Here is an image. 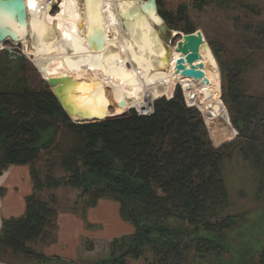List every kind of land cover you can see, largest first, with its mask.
<instances>
[{"label": "trees", "instance_id": "obj_1", "mask_svg": "<svg viewBox=\"0 0 264 264\" xmlns=\"http://www.w3.org/2000/svg\"><path fill=\"white\" fill-rule=\"evenodd\" d=\"M220 1L233 2L194 0L192 8ZM157 4L171 30L197 31L185 3L176 12L164 9V0ZM243 8L261 14L255 5ZM243 32L252 36L259 51L264 49V23L245 25ZM209 45L222 70L223 102L219 98L200 105L192 87L207 104L218 97L217 84L206 86L175 69L167 95L176 84L186 82L180 84L188 103L178 85L171 99L154 102L150 116L131 109L89 124L73 123L46 81L41 91L29 86L20 62L24 56L0 51V176L11 166H27L34 184L25 214L3 223L0 255L10 252L46 261L31 246L55 241L57 193L67 188L80 192L84 220L100 200L109 199L119 204L121 219L134 228L131 235L113 239L110 256L98 264H128L129 259L142 258L149 259L145 264H264V210L224 215L230 195L223 172L225 152L235 147L254 170L255 195L264 192V97L246 95L239 85L244 65L224 67L219 48L214 42ZM224 105L239 136L216 148L213 142L218 146L225 139L220 136L227 141L233 134L223 118ZM55 167L64 174H54ZM43 190L56 194L47 202L41 199ZM232 234H239L242 241H229Z\"/></svg>", "mask_w": 264, "mask_h": 264}, {"label": "bare ground", "instance_id": "obj_2", "mask_svg": "<svg viewBox=\"0 0 264 264\" xmlns=\"http://www.w3.org/2000/svg\"><path fill=\"white\" fill-rule=\"evenodd\" d=\"M25 3L31 55L45 78L71 76L110 88L111 100L117 103L115 114L136 106L141 98L147 104L134 108L144 110L156 97L170 92L178 54L175 57L145 14L133 12L136 0H88L83 9L77 0H61L56 17L49 12L50 0ZM118 18L124 29L118 27ZM99 29L103 49L95 52ZM57 50L64 55L55 58ZM126 61L133 66L130 73ZM122 100L125 107L119 106Z\"/></svg>", "mask_w": 264, "mask_h": 264}, {"label": "rangeland", "instance_id": "obj_3", "mask_svg": "<svg viewBox=\"0 0 264 264\" xmlns=\"http://www.w3.org/2000/svg\"><path fill=\"white\" fill-rule=\"evenodd\" d=\"M77 1L79 2L81 9H83L84 0H77ZM193 2L194 0H164V9L176 12L177 7L185 3L188 6L187 14L192 20V22L195 24V26L197 27V31L202 32L207 43L210 44V42H214L216 46L219 48L220 53L223 54L221 58H222L224 67L227 68L228 63H230L231 65H234L237 62L244 65V73L240 77V82H239V85L241 86L244 93L249 96L264 97V49L262 51H259L256 48V44L251 43L250 41L252 39V36L245 35V33L243 32V26L245 25L255 27L260 23H264V0H233V2H229L227 4L224 3L225 1H220L221 3H215L210 6H206L203 9L192 8ZM244 4L245 5L246 4L255 5L256 7L261 9V14L257 15L252 12H249L248 10L243 8ZM59 9L60 7L53 9L52 12H50V14H52L53 17H56L57 14L59 13ZM118 19H119V22L117 23L119 25L118 27L124 29L122 24L120 23L122 19L121 18H118ZM155 29L159 32L158 28H155ZM173 31H176V30H173ZM176 32H179V31H176ZM180 33L181 35L176 36L172 40L171 43H166L164 41L172 49V52L174 53L175 57H177V54L179 53H177L174 50V48L177 42L181 40L182 35L185 34L183 32H180ZM123 35L126 38L128 36V34L124 32V30H123ZM159 35H160V32H159ZM160 37L162 38V36ZM24 43H27V45H29V50L28 48H26ZM30 46H31V39L28 37L26 40H24L21 43H13L11 41L5 42L1 45L0 51L1 52L7 51L13 57L24 56L25 60L20 61V62L23 67V71L27 76L28 84L29 86L33 88V90L41 91L44 86L45 76L44 74H42V72L39 70L37 65L34 63V57L31 55L32 49ZM57 51H55V55H56L55 58H59L60 56L64 55L62 50H57ZM201 54H202L201 63L204 66L203 70L205 72V77L209 81V84H217L218 89H220V93L218 97L212 100L210 103L202 104L194 88L192 87V85L188 82L187 84H189L192 87L198 99L199 104L208 105L219 98H221L222 100V93H223L222 92V84H223L222 70L216 58L215 59L217 61L219 68H217L213 62L208 61L203 50H201ZM125 64H126L125 70H127V73L132 72L133 66L131 62L126 61ZM180 83H186V82H180ZM180 83L175 85L173 92L170 96L162 95V96L156 97L153 100V102H155L156 100L162 97L171 99L173 97L175 88L178 85H180L183 90V87ZM204 84L206 86H209L206 83ZM183 93H184V90H183ZM106 94H107V97L109 98V101L111 99L114 100V98L112 97V91L110 88H107ZM185 99H186V102L188 103L186 95H185ZM110 103L112 106L110 110V115H111L110 118L122 115L124 113H128L132 108L134 109V107L136 106H141V105L143 106L147 104L141 98L140 100H138V103L136 104V106L130 109H127L126 112L124 111L122 114H115L117 103L112 100L110 101ZM224 106L226 108L227 115L229 117L228 108L226 107V105ZM191 107H196V106H191ZM134 110L137 112L136 109ZM71 120L75 124H88L82 121H77L74 118H71ZM229 122H231L230 117H229ZM252 126H253V123H252ZM209 137L212 139L210 132H209ZM220 138H225V139L219 140L221 144L218 146L215 145L212 140L213 145L216 148H221L224 145L236 139V137H234V133L232 134V136L229 137L230 139L227 141H226L227 137L220 136ZM225 153H226V160L224 162L223 172H224L225 181H226L229 195H230V206L228 207L224 215H228V214L233 215V214L244 212V211L253 213L255 210H258L261 208L264 210V192H261L260 195L256 194L259 196V199L257 200L254 199V196H256L255 195L256 189L254 187L255 175H254V170L252 169L250 163L240 155V153L238 152V149H236L235 147L229 148L228 150H226ZM54 174H56L57 176H60L64 174V172L61 169L57 168L55 169ZM79 193L71 189L60 188L57 193V198H58L60 207L58 205H55V207L60 208V209L71 207L72 211L70 212L72 213H75V210H78V212L75 214H77L83 221H86L81 217L80 206L78 205V202H79L78 194ZM52 194H56V193H52V191L51 193L48 191H44V190L40 191L41 199L47 202H49V200L51 199ZM102 200L109 201V203L114 205V207L116 208V210H114V214L116 213V216L119 218L120 216L119 204L109 199H102ZM86 219H87V215H86ZM100 231L101 229H99L98 227L90 226L89 224V234H92V233L99 234L101 233ZM231 236L232 237L229 240L231 242L236 243L237 240L242 241L241 236L239 234H232ZM107 239L94 240V241H98L96 243L89 239V249H95V247H97V250L95 252L96 254L95 256L97 258L102 257L100 259H107L110 256L111 242H108ZM31 248L34 249L33 246H31ZM234 249H236L237 251L239 247L233 248V250ZM147 256H149L151 260L152 256L151 255H147ZM0 257L1 259H4L9 262H13V263L23 262V259H22L23 257H14L13 255H11L10 252L1 254ZM225 258L229 259L230 255L226 254ZM145 259H147V261L149 260L148 258H144V259L142 258L139 261L129 259L127 263L128 264H145V261H146ZM96 264H98V262ZM214 264H217V263H214Z\"/></svg>", "mask_w": 264, "mask_h": 264}, {"label": "water", "instance_id": "obj_4", "mask_svg": "<svg viewBox=\"0 0 264 264\" xmlns=\"http://www.w3.org/2000/svg\"><path fill=\"white\" fill-rule=\"evenodd\" d=\"M50 1L51 8L49 12L60 7L61 0ZM97 1L98 3L101 2V0ZM136 1L133 12L145 14L154 27L159 29L163 41L171 43L176 36L181 35L180 32L173 31L167 26L165 20L159 14L157 0ZM84 3L87 6L88 0H84ZM122 26L125 27L124 24ZM28 27L25 0H0V47L5 42L21 43L26 40L29 37ZM156 31H153L154 34ZM96 36L98 45L96 44V48H91L95 52H100L104 43L101 29L96 33ZM174 50L181 54L176 62L175 69L177 73H181L182 76L192 78L195 81L209 84L203 70L204 66L201 63V50L205 53L208 61L213 62L217 68L219 67L213 51L201 31L182 35ZM44 80L69 117L78 118L88 124L103 122L111 117V103L105 88L98 82L75 79L71 76L44 78ZM119 106L125 107L126 102L122 100ZM223 118H227L229 121L227 113L224 114ZM230 127L233 130L234 137L239 136L231 122Z\"/></svg>", "mask_w": 264, "mask_h": 264}, {"label": "crops", "instance_id": "obj_5", "mask_svg": "<svg viewBox=\"0 0 264 264\" xmlns=\"http://www.w3.org/2000/svg\"><path fill=\"white\" fill-rule=\"evenodd\" d=\"M34 193V184L27 166H11L0 176V231L3 223L12 218H20L26 212V198ZM75 199V198H74ZM116 208L106 200H100L95 208L87 212L83 221L72 209H60L57 217V231L54 242L37 241L32 245L46 261L26 259L13 263L0 258V264H96L102 257H96L95 249H89V239H107L131 235L134 228L114 214ZM112 214V215H111ZM90 226L101 229V233L89 234ZM91 233V232H90Z\"/></svg>", "mask_w": 264, "mask_h": 264}, {"label": "built area", "instance_id": "obj_6", "mask_svg": "<svg viewBox=\"0 0 264 264\" xmlns=\"http://www.w3.org/2000/svg\"><path fill=\"white\" fill-rule=\"evenodd\" d=\"M133 109V108H132ZM137 110L139 116H150L154 111V102L152 100L151 104L146 109L134 108Z\"/></svg>", "mask_w": 264, "mask_h": 264}]
</instances>
